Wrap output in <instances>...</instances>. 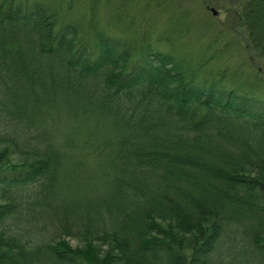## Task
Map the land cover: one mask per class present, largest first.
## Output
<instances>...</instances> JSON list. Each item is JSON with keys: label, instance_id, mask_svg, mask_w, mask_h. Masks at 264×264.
I'll list each match as a JSON object with an SVG mask.
<instances>
[{"label": "trees", "instance_id": "obj_1", "mask_svg": "<svg viewBox=\"0 0 264 264\" xmlns=\"http://www.w3.org/2000/svg\"><path fill=\"white\" fill-rule=\"evenodd\" d=\"M240 22L264 57V0ZM81 33L48 3L0 0V226L20 224L0 230V264H264V100L188 81L157 50L130 68L134 44ZM61 102L112 133L94 193L61 203L36 240L29 217L64 189L69 158L32 132Z\"/></svg>", "mask_w": 264, "mask_h": 264}, {"label": "rangeland", "instance_id": "obj_2", "mask_svg": "<svg viewBox=\"0 0 264 264\" xmlns=\"http://www.w3.org/2000/svg\"><path fill=\"white\" fill-rule=\"evenodd\" d=\"M26 1V0H25ZM29 2L36 0H27ZM50 4L66 20L80 24L81 41L94 40L95 32L121 38L136 46L130 68L150 50L171 54L186 80L204 88H219L257 100H264V57L249 48L247 30L241 26V15L248 0H38ZM217 12L215 15L212 12ZM79 110V108H76ZM70 106L57 103L44 128L35 127L32 138L43 145L50 140L68 153L62 178L64 189L50 198L47 212L29 217L34 239L53 235L55 209L73 202L90 191L93 172L104 159L96 150L112 133L110 121L68 114ZM109 121V122H108ZM102 171V172H101ZM92 175V176H91ZM65 186H68L65 190ZM22 190L17 194H25ZM28 197L34 196L31 191ZM5 197L0 193V201ZM22 197V196H21ZM23 198V197H22ZM74 199V200H73ZM14 221L0 226L20 229ZM24 229V227L22 228ZM73 246L76 240L68 239ZM227 240L218 257L229 258ZM232 256V255H231Z\"/></svg>", "mask_w": 264, "mask_h": 264}, {"label": "water", "instance_id": "obj_3", "mask_svg": "<svg viewBox=\"0 0 264 264\" xmlns=\"http://www.w3.org/2000/svg\"><path fill=\"white\" fill-rule=\"evenodd\" d=\"M212 12H213L215 15H217V12H216L214 9H212Z\"/></svg>", "mask_w": 264, "mask_h": 264}]
</instances>
